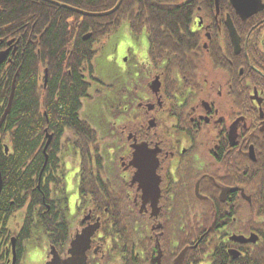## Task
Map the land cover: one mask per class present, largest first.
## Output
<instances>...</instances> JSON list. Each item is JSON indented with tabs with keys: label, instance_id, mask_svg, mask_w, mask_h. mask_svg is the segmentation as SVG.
<instances>
[{
	"label": "flooded vegetation",
	"instance_id": "1",
	"mask_svg": "<svg viewBox=\"0 0 264 264\" xmlns=\"http://www.w3.org/2000/svg\"><path fill=\"white\" fill-rule=\"evenodd\" d=\"M180 6L191 14L188 29L199 54L176 71L166 61L151 58L148 39V59L134 88L146 98L131 102L129 97L133 104L125 106L133 115L115 109L103 140L80 118L99 141L84 143L83 151L65 144L66 134L62 139L59 169L52 171L57 182L48 184L47 191L38 186L43 211L38 208L33 220L38 224L41 215L68 222L70 181L73 188L79 185L73 206L76 222L73 230L68 222L69 240L63 246L60 242V249L43 230L49 243L46 264L53 261V253L68 261L74 238L98 223L87 264H113L115 256L122 264H176L185 248L189 251L183 264H264V0H183ZM8 51L3 65L16 54L13 42L0 54ZM89 68L92 74L85 70L81 77L91 90L100 81L94 60ZM45 82L44 75L47 89ZM88 98L90 91L82 101ZM118 115H124L120 126L115 123ZM6 145L3 151L9 154V140ZM69 146L80 159L79 169L73 158L64 157ZM139 146L155 165L151 179L159 180L157 201L145 193L142 177L137 176L134 154ZM102 152L110 155L108 165ZM82 154L89 160L85 170ZM99 155L105 159L104 170L97 166ZM64 162L76 166L72 178ZM100 181L121 197L112 205L124 209L122 226L128 241L123 253L115 247L119 231L112 221L107 224L109 210L103 214L98 209L101 203L91 186ZM28 209L27 205L9 219L8 249L0 255V264H22L24 245L33 232L25 229ZM20 212L21 231L10 230V220ZM127 221L133 222L131 231ZM217 253L225 260L217 262Z\"/></svg>",
	"mask_w": 264,
	"mask_h": 264
},
{
	"label": "trees",
	"instance_id": "2",
	"mask_svg": "<svg viewBox=\"0 0 264 264\" xmlns=\"http://www.w3.org/2000/svg\"><path fill=\"white\" fill-rule=\"evenodd\" d=\"M53 2L94 15L112 11L119 0H0V52L11 42L17 50L11 57L12 62L0 68V120L8 107L16 78L12 110L0 131L3 181L0 192V255L8 249L9 219L27 205L26 230L42 227L50 233L51 242L58 249L60 242L63 246L69 240V224L64 220L49 221L40 215L38 224H35L34 214L42 208L37 188L40 178L47 184L41 188L42 191H47L48 184L57 182L52 171L59 169L61 160L57 155L65 147L62 139L66 131L70 137L65 144H71L80 151L86 142L99 143L97 133L80 120L81 101L88 97L89 92L81 75L86 73L85 70L92 74L90 64L105 43L124 24H128L136 36L147 33L154 61H166L168 67L176 71H182L195 54H199L197 41L188 29L192 22L191 14L180 6L183 0H124L115 14L103 18L83 16ZM89 34L91 38L84 41L83 38ZM45 71L48 72L47 89L44 87ZM46 130L53 136L47 156L44 154L48 142ZM7 140L11 147L9 154L3 151ZM82 158L85 170L89 160L84 154ZM96 161L97 166L104 170L105 159L99 155ZM91 187L96 189V197L101 203L98 209L103 214L105 209L109 210L107 224L112 221L115 231H119V243L115 247L123 253L127 240L122 226L126 224L124 209L123 206L112 205L121 197L104 182ZM83 190L84 186L81 196L84 195ZM127 224L130 231L134 229L132 221H127ZM198 250H192L190 255L197 254ZM218 253L217 262L224 261Z\"/></svg>",
	"mask_w": 264,
	"mask_h": 264
},
{
	"label": "rangeland",
	"instance_id": "3",
	"mask_svg": "<svg viewBox=\"0 0 264 264\" xmlns=\"http://www.w3.org/2000/svg\"><path fill=\"white\" fill-rule=\"evenodd\" d=\"M149 42L146 32L142 35L134 36L127 25H123L121 29L114 34L104 45L102 50L94 59V66L96 68V79L100 81V84H96L90 91V98L82 101L83 109L80 112V118L90 123V125L98 132L99 137L103 140L107 137V132L110 125V120L114 117L112 112L116 113L115 109L123 112L124 115H133V110L125 107L131 105L137 100H144L146 95L143 91L134 92L136 87V81L139 79L141 72L143 71V64L146 63L149 54ZM138 91V90H137ZM131 97V102H129ZM113 109V110H112ZM123 115V116H124ZM123 116L118 115L115 123L121 125ZM116 117V116H115ZM114 122V121H113ZM66 133L65 139L68 137ZM107 151V150H106ZM103 153V152H102ZM75 151L69 146L66 148L65 159L69 156L76 161L79 169L80 159L77 155H74ZM103 156L106 155L103 153ZM110 156V155H108ZM106 156L107 165L109 157ZM66 163V165H65ZM65 172L69 178L73 177L77 168L67 166V162H64ZM79 171V170H78ZM74 181V180H73ZM68 183V179H67ZM69 181V190L67 194L70 198L71 207L66 212V218L70 224L71 230L75 226L77 210L73 207L76 205L77 199L75 193H78V188H73ZM56 195L53 193V196ZM24 212L18 213L9 222V229L16 232L21 231L23 226ZM37 223V221H35ZM32 238L24 245L25 254L22 260V264H31L26 260V253L29 250L44 249L47 248V256L49 251L48 237L41 228L32 229ZM109 249V245L106 250ZM48 260V259H47ZM113 264H122L121 259L118 256L112 258ZM47 261L44 262L46 264Z\"/></svg>",
	"mask_w": 264,
	"mask_h": 264
},
{
	"label": "water",
	"instance_id": "4",
	"mask_svg": "<svg viewBox=\"0 0 264 264\" xmlns=\"http://www.w3.org/2000/svg\"><path fill=\"white\" fill-rule=\"evenodd\" d=\"M124 0H119L118 4L116 5V7H114V9L110 12L104 13V14H94L93 13H88V12H84V11H80L77 9H73L70 7H65L75 13L81 14L83 16H87V17H94V18H101V17H105V16H111L113 14H115L121 7L122 3ZM234 3H236V0H232ZM54 3V2H53ZM57 4V3H54ZM91 38V35H87L84 39L85 40H89ZM9 51L8 52H2L0 54V67L3 65V63L6 61L7 57H8ZM46 76H48V73H46ZM16 81H14L13 83V93L10 97V101L8 104V107L6 109V112L0 122V130L3 126V124H5L6 118L8 117L7 115L10 114L11 109H12V104H13V100H14V91H15V84ZM159 87V85H158ZM52 142V137L48 138V143L47 145H45V150H44V154L47 156V150L50 146ZM135 166L140 170L139 174L137 176H141L142 177V185L145 189V193H147L151 198H155L156 197V201L159 197V180H155L153 181L151 179L152 174L155 171V165L150 164L149 163V157L147 152L145 151L144 147H137L135 154ZM2 182V178H1V172H0V185ZM155 207V206H154ZM98 224H96L94 227H88L85 230H83L82 234L77 235L76 238H74L75 240H73L72 244H71V258L68 259V261L62 262L60 260V257L58 255H56L55 253H53L54 259L51 263L49 264H87V251L90 249V245H91V240L92 237L95 235V233L98 230ZM242 240V239H239ZM188 249L184 250L182 253H180V256L176 262V264H183L185 257L187 255Z\"/></svg>",
	"mask_w": 264,
	"mask_h": 264
},
{
	"label": "clouds",
	"instance_id": "5",
	"mask_svg": "<svg viewBox=\"0 0 264 264\" xmlns=\"http://www.w3.org/2000/svg\"><path fill=\"white\" fill-rule=\"evenodd\" d=\"M47 259V248L29 250L26 253V260L31 264H44Z\"/></svg>",
	"mask_w": 264,
	"mask_h": 264
},
{
	"label": "bare ground",
	"instance_id": "6",
	"mask_svg": "<svg viewBox=\"0 0 264 264\" xmlns=\"http://www.w3.org/2000/svg\"><path fill=\"white\" fill-rule=\"evenodd\" d=\"M43 1H46V2H48L49 0H43ZM57 5L58 6H60L61 8H65V7H67V5H64V4H61V3H57ZM70 7V6H69ZM70 8H72V7H70ZM67 9V8H66ZM73 9H75V8H73ZM78 10V9H77ZM80 11H82V10H80ZM85 12V11H84ZM102 14H104V13H102ZM106 17V16H105ZM101 18H103V17H101ZM125 25V24H124ZM127 25V24H126ZM86 37V36H85ZM84 37V38H85ZM83 38V40L84 41H87V40H85ZM46 72V71H45ZM46 73H48V72H46ZM46 73H45V79H46V82H48V76H46ZM14 81H16V78H15V80ZM45 82V83H46ZM14 83V82H13ZM12 93H13V85H12V89H11V95H12ZM16 93V87H15V91H14V94ZM11 95H10V97H11ZM14 97H15V95H14ZM5 114V113H4ZM10 115V114H9ZM4 116V115H3ZM8 116V115H7ZM3 118V117H2ZM2 118H1V120H2ZM8 118V117H7ZM7 118H6V120H7ZM1 120H0V122H1ZM6 122V121H5ZM5 124H3V126H4ZM2 126V127H3ZM2 129V128H1ZM1 131V130H0ZM47 163V162H46ZM43 179L42 178H40V180H39V183H38V186L40 187V188H43L44 187V181H42ZM42 186V187H41ZM2 187H3V181L1 182V185H0V192L2 191L1 189H2ZM186 249H188V248H185L184 250H186ZM188 251H189V249H188ZM188 253V252H187ZM221 259H225V256L224 255H222L221 256ZM219 260H220V258H219ZM221 261V260H220Z\"/></svg>",
	"mask_w": 264,
	"mask_h": 264
}]
</instances>
